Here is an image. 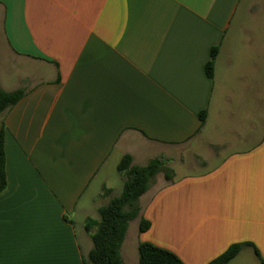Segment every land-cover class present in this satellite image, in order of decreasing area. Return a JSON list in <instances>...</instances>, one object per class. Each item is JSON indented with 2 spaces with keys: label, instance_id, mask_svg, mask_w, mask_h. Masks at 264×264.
Here are the masks:
<instances>
[{
  "label": "crops",
  "instance_id": "crops-1",
  "mask_svg": "<svg viewBox=\"0 0 264 264\" xmlns=\"http://www.w3.org/2000/svg\"><path fill=\"white\" fill-rule=\"evenodd\" d=\"M0 89L24 90L0 116V264H84L125 154L172 178L139 197L122 264L139 242L264 264V0H0Z\"/></svg>",
  "mask_w": 264,
  "mask_h": 264
},
{
  "label": "trees",
  "instance_id": "trees-1",
  "mask_svg": "<svg viewBox=\"0 0 264 264\" xmlns=\"http://www.w3.org/2000/svg\"><path fill=\"white\" fill-rule=\"evenodd\" d=\"M216 49L210 51V59L205 65V73L212 76L213 59ZM24 94V90L5 91L0 89V116L13 106ZM200 121L204 120V112L199 113ZM131 156L123 155L118 164L117 170L124 178L121 192L109 199L107 204L98 209L99 218L94 220L86 219L85 229L91 230L92 248L84 264H122L120 247L124 241L125 234L130 221L138 217L140 212L139 197L148 189L151 181L158 172H163L164 179L169 181L172 178V170L166 165L164 159L155 157L145 165H133ZM5 155L3 148V127L0 128V191L5 187ZM149 222L140 218L138 231L148 229ZM242 243L231 244L220 255L209 261L207 264H227L242 247ZM137 264H185L174 252L154 245L150 242H139L137 247Z\"/></svg>",
  "mask_w": 264,
  "mask_h": 264
},
{
  "label": "rangeland",
  "instance_id": "rangeland-1",
  "mask_svg": "<svg viewBox=\"0 0 264 264\" xmlns=\"http://www.w3.org/2000/svg\"><path fill=\"white\" fill-rule=\"evenodd\" d=\"M177 170H180L181 173H183L186 170V168L183 167V165H179V166H177ZM234 264H246V262L244 260L240 259L237 261V263H234Z\"/></svg>",
  "mask_w": 264,
  "mask_h": 264
}]
</instances>
